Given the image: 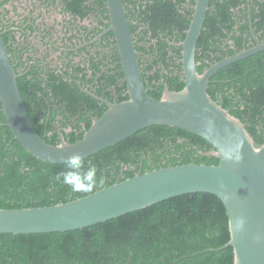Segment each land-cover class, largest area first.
I'll list each match as a JSON object with an SVG mask.
<instances>
[{
    "label": "trees",
    "instance_id": "16d2710c",
    "mask_svg": "<svg viewBox=\"0 0 264 264\" xmlns=\"http://www.w3.org/2000/svg\"><path fill=\"white\" fill-rule=\"evenodd\" d=\"M176 4L156 0L152 6L148 5L144 17L140 18L141 14L132 17L138 22L131 24V32L141 68L142 58L147 63L142 68L145 85L148 93L157 98L162 96L166 85L177 91L185 86L179 43L185 38L191 17ZM223 7L221 19L207 12L196 51L200 72L211 63L250 47L246 44L247 35L252 37L250 20L245 15L246 24L235 28L232 18L235 13L230 7L239 8L240 12L247 10V14L251 11L257 35L258 28H264V0H231ZM115 56V75L104 70L95 92L112 99L115 85L119 102L129 95L120 54L117 52ZM18 82L34 127L54 144L60 142L53 124L57 114L54 108L61 109L67 117L100 103L75 82L63 79L48 82L50 92H44L42 81L29 82L19 76ZM208 92L242 120L257 145L264 143V50L218 70L211 77ZM48 108L52 110L49 120ZM106 109V105L99 108L97 117ZM80 114L88 128L92 123L90 117ZM6 121L0 103V208L49 206L83 197L155 168L220 161L215 155L206 154L213 146L205 138L183 128L155 124L85 158V167L89 161L97 167V186L91 192H73L54 179L65 163L49 162L32 154L15 138ZM47 125L52 134H48ZM87 128H80V135L75 130L70 133L63 130V134L66 140L75 142ZM230 239L229 216L223 200L214 193L192 192L84 228L0 233V264H234L233 246L223 247Z\"/></svg>",
    "mask_w": 264,
    "mask_h": 264
},
{
    "label": "water",
    "instance_id": "95a60500",
    "mask_svg": "<svg viewBox=\"0 0 264 264\" xmlns=\"http://www.w3.org/2000/svg\"><path fill=\"white\" fill-rule=\"evenodd\" d=\"M111 26L118 44L129 98L107 102L106 111L92 120L83 136L66 140L59 130L58 144L48 142L28 114L18 73L0 33V103L6 125L32 154L53 163H65L73 152L85 158L100 152L137 131L155 124L175 126L195 133L213 148L206 152L218 164L189 162L155 168L66 202L49 206L0 208V233H45L84 228L145 208L165 199L192 192H210L224 202L229 216L234 264H264V143L257 145L240 118L208 92L211 77L221 68L264 50L253 46L198 70L196 51L209 0H196L182 46L185 86L160 98L148 93L134 37L122 0H107ZM103 99L102 97H98ZM220 247V248H223ZM218 248V249H220Z\"/></svg>",
    "mask_w": 264,
    "mask_h": 264
},
{
    "label": "flooded vegetation",
    "instance_id": "af4514ba",
    "mask_svg": "<svg viewBox=\"0 0 264 264\" xmlns=\"http://www.w3.org/2000/svg\"><path fill=\"white\" fill-rule=\"evenodd\" d=\"M122 1L131 29V24H138L132 17L138 14H141L140 18L144 17L143 13L148 14V5L152 6L156 0ZM170 1L177 3L179 10L192 19L196 0ZM230 1L209 0L207 12L211 17L221 19L223 6ZM238 9L230 7L235 13L232 17L234 27H243L246 24L245 15L248 16L252 37L246 34V44L253 46L256 39L252 33L251 11L248 10L247 14V10L240 12ZM110 19L107 0H0V33L18 75L26 77L29 82L42 81L43 87H46L44 92L52 89L48 82H59V79L75 82L83 91L100 100L97 107H85L84 110L69 113L67 117L61 113V109L54 108L57 114L53 124L58 132L65 130L70 133L75 130L80 135V128H87L86 120L82 119L80 113H85L92 122L99 108L108 107L106 101L117 102L119 98L115 85H112V99L95 92L100 87L99 80L104 70L112 75L116 73L115 55L119 50L115 34L109 30ZM258 29L259 36L255 32L256 36L264 39V28ZM142 64V68L147 66L143 58ZM51 111L48 108L47 120ZM46 130L48 134L53 133L49 125Z\"/></svg>",
    "mask_w": 264,
    "mask_h": 264
},
{
    "label": "clouds",
    "instance_id": "9594fccd",
    "mask_svg": "<svg viewBox=\"0 0 264 264\" xmlns=\"http://www.w3.org/2000/svg\"><path fill=\"white\" fill-rule=\"evenodd\" d=\"M79 152L67 156L65 168L57 172L54 179L62 185H67L73 192H91L97 186V167L91 161L87 162Z\"/></svg>",
    "mask_w": 264,
    "mask_h": 264
}]
</instances>
